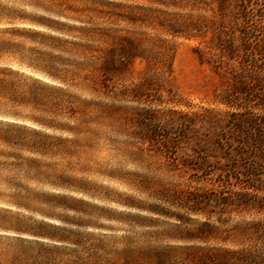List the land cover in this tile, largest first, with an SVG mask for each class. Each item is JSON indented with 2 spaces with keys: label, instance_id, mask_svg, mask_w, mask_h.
<instances>
[{
  "label": "rangeland",
  "instance_id": "1",
  "mask_svg": "<svg viewBox=\"0 0 264 264\" xmlns=\"http://www.w3.org/2000/svg\"><path fill=\"white\" fill-rule=\"evenodd\" d=\"M52 2L60 14L21 9L77 37L100 30L98 55L116 61L102 93L76 91L102 107L85 171L71 174L82 212H59L91 225L67 227L102 264H264V191L220 182L213 144L238 119L264 121V89L246 97L239 69L264 56V0Z\"/></svg>",
  "mask_w": 264,
  "mask_h": 264
},
{
  "label": "trees",
  "instance_id": "2",
  "mask_svg": "<svg viewBox=\"0 0 264 264\" xmlns=\"http://www.w3.org/2000/svg\"><path fill=\"white\" fill-rule=\"evenodd\" d=\"M52 3L0 0V264H102L89 253L98 246L67 227L91 223L59 212H82L69 194L82 193L84 182L71 174L85 171L98 137L92 124L102 106L76 91L102 93L116 61L98 55L100 30L80 29L77 37L21 9L60 14ZM239 64L246 97H257L264 89V56L246 54ZM235 122L213 141L225 161L216 170L222 183L238 180L242 191L235 195L245 198L264 191L258 179L264 175V121L248 116Z\"/></svg>",
  "mask_w": 264,
  "mask_h": 264
}]
</instances>
